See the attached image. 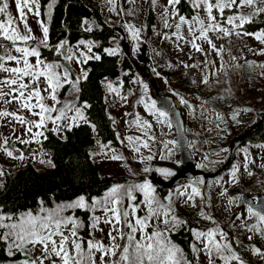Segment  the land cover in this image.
Instances as JSON below:
<instances>
[{
	"label": "rangeland",
	"instance_id": "obj_1",
	"mask_svg": "<svg viewBox=\"0 0 264 264\" xmlns=\"http://www.w3.org/2000/svg\"><path fill=\"white\" fill-rule=\"evenodd\" d=\"M97 1L101 4L102 13L106 20L111 25L121 28L124 33V43L121 42V46L119 43L117 52L123 54L124 51L128 50L131 59L139 65L142 64V58L147 60L149 74L154 79L160 94L174 99L183 118L185 132L189 138L188 149L196 161L195 168L209 172L219 169L226 162L231 149L240 159V165L239 162H236L229 170L215 179L213 178L216 176H197L187 182L178 183L175 188L170 186L172 190L165 199H162L156 192L155 181L150 178L155 177L160 185L164 184L166 188L169 187L168 183L181 169L178 146L175 141L173 125L167 114L164 117L159 116L161 111L156 108V102L155 109H151L150 106L154 100L150 96L149 87L136 75L129 92L122 93L120 82L111 83L112 87L117 90L116 92H110L107 89L105 95L107 111L113 120V127L116 130L120 147L107 149L101 147L93 152L92 159L97 163L100 175L125 177L127 182L119 184L124 187L143 183L147 180L155 188L154 194L162 203L167 205L168 197L171 196L172 206L179 219L182 221H186L184 218L191 219L200 227L198 231L203 232L218 226L219 230L224 231L228 236V241H221V243L231 242L233 251L242 257L245 264H264V259L254 255L250 250L251 247L255 246L264 251V238L247 231V228L253 225L257 227H264V225H261L258 219L248 212L247 206H240V199L246 195V192H251L253 195L249 197L253 199L261 196V194L264 195V167L261 166L264 165V144L261 146L251 145L236 150L237 142L234 141L237 136L245 133L248 127L257 121L259 113L264 112V68L260 67V65H264V55L258 54L264 49V44H261L251 35H245L239 28L233 29L232 25L221 19V26L228 28L232 34L223 36L222 33H208L217 48H223L221 55H217L211 46L203 40L196 41L204 50L198 52L189 43L192 36L187 32L186 26L181 28V34L185 37L183 41L176 40L175 36L172 35L175 31L174 27L165 28V17L162 13L167 6V0H157L155 7L152 6L151 0H134V2L131 0H113L111 4L108 3V0ZM8 3L11 15L16 18L14 0H8ZM47 8L48 12L45 14V19L49 16V7ZM149 8L154 11L156 20L151 37L146 36L145 32ZM169 11L171 12V9ZM252 11L249 8H241L235 15H250ZM200 16L205 18V13L201 11ZM168 19L169 23L173 25L177 22L172 17ZM38 20L41 19L28 14L29 26L37 39L30 40L27 46L36 47L39 51V48L44 45L39 43L42 39V30ZM45 23L47 24L48 21L46 20ZM129 25L132 26V29L139 30V36L136 40L132 37V30L127 27ZM90 26L88 23L86 24L87 28ZM20 28L23 32L22 24ZM166 36L170 38L166 39ZM86 43H91L94 46L92 42ZM18 46L24 47L26 45L20 44ZM70 50L73 53L81 51L87 53V49L80 42L72 46ZM153 52L159 58H164L160 67L154 65ZM13 54L16 53L13 52ZM81 59L83 58L81 57ZM30 60L35 62L34 57ZM67 64L70 66V79L74 80L80 77V81L83 80V73L86 71L81 68L80 64L75 62H68ZM185 65H189V67H185ZM58 71H62V69H58ZM3 75L0 73V76ZM205 78L208 80L207 84L203 83ZM178 91L184 94L186 99L181 97ZM45 95L47 94L45 93ZM182 98L186 103L182 102ZM59 99L61 104L56 105L57 108L61 107L65 101L73 100L77 106L81 107L78 103V93L72 92L71 86L68 84H65L64 88L59 91ZM46 102L50 105L52 103L50 100ZM145 105H148L149 108L146 109ZM4 109L17 111V106L15 104L0 105V110ZM19 114L24 115L28 120L37 119L27 112H19ZM72 114L69 113V115ZM146 124H151L152 127L147 128ZM52 127L53 125L49 123L48 128ZM57 135L64 139V133ZM17 137L25 140L30 138L29 135H25V129L20 124L15 121L10 122V118L0 120V141L8 138L9 144L23 145ZM128 137H132L135 143L130 144ZM42 140L43 137L40 138V141ZM145 142L149 145L147 149L142 146ZM232 143L233 147L230 149ZM105 146L108 147L109 144ZM6 147L8 151L13 152V157H9L3 149H0V169L3 171L25 163H31L40 171H48L52 168L47 163L39 162L41 159L45 162L50 160L47 155L43 154L41 142L31 143V150L27 154L19 149H10L8 145ZM135 147L140 148L138 153L133 151ZM21 153L24 156L23 160L14 158ZM169 153H171L170 156ZM113 155L121 156L123 159L113 160L111 159ZM149 155L154 157L151 161L146 160ZM161 157L164 158L161 159ZM145 167L150 168L151 171L145 172ZM156 169H168L173 171L175 175L165 177ZM234 169H238L235 179L232 177ZM249 171H251V175L248 174ZM239 172L241 174H238ZM2 177L0 176V182ZM141 178L144 180H140ZM111 188L101 197L95 199L103 200ZM193 188L197 189L200 195L193 196L192 201L185 203L187 196L192 194ZM180 192H184V195L181 196ZM225 192L226 194L222 195ZM133 195L136 196L137 203L144 199L141 192L136 191ZM230 200L232 201L231 204L229 203ZM71 202L57 204L52 209L41 207L38 214L34 216L43 217L48 213H54L59 211L62 205ZM128 203L129 201L125 197L123 206H127ZM193 203L197 206L192 207ZM141 207L143 208V205ZM74 210L76 209L66 208L60 212V215L72 216ZM202 210L203 215H201ZM89 214L91 224V216H102L103 210L98 209L95 213L89 212ZM145 214L144 211L139 213V215ZM232 214L236 216H234V222L230 223L229 219ZM208 215L216 221L215 224L212 220L204 218ZM99 227L103 231H95V238L103 240L107 244L109 226L100 224ZM178 228L179 226L173 231ZM250 235L253 237L251 240L248 239ZM217 240H219L218 236ZM193 244L198 248L202 247L195 237ZM191 262L192 264H207V258L203 253H200L199 259H197L196 254L192 252Z\"/></svg>",
	"mask_w": 264,
	"mask_h": 264
},
{
	"label": "snow or ice",
	"instance_id": "obj_2",
	"mask_svg": "<svg viewBox=\"0 0 264 264\" xmlns=\"http://www.w3.org/2000/svg\"><path fill=\"white\" fill-rule=\"evenodd\" d=\"M188 2L194 12L190 19L179 14L176 10V6L181 3V0H167V6L162 13L165 17L164 26L165 28H175L172 35L178 41L185 39L181 34V28L186 26L187 32L192 36L189 43L198 52L204 50L196 41L203 40L211 46L217 55H221L223 48H217L208 35L209 32L222 33L223 36L232 34L228 28L221 26V19L235 29L253 23L256 16L264 14V0H188ZM54 3L55 0L48 6L49 18ZM108 3H113V0H108ZM156 3L157 0H151L153 7ZM14 5L17 12L16 18L9 11L8 0H0V17H3L0 19V73L4 74L0 76V105L15 104L17 111L0 110V120L10 118V122L15 121L24 127L25 135H29L30 138L25 140L17 137L23 144L40 143L41 137L47 139L46 131L61 134L65 130L71 131L73 127H79L81 122L89 124L90 122L83 111L90 107L86 102L80 107L74 100L65 101L61 107H56L61 104L59 91L64 88L65 84L71 86L72 92L79 93L81 78L70 79V70L66 65L45 62L41 59V53L36 47L27 46L30 40L37 39L29 26L28 14L40 17L39 0H14ZM241 8H249L253 11L250 15H225L226 10ZM201 11L205 13V18H201ZM169 17L176 19L177 22L174 25L169 23ZM37 22L42 30V39L39 43L47 47L48 26L43 20ZM21 24L23 32L20 28ZM127 27L132 30V37L136 40L139 30L132 29L130 25ZM244 34L251 35L264 44V31ZM165 38L170 37L166 36ZM66 43H62L57 51L63 49ZM20 44L26 46L20 47L18 46ZM80 44L84 45L87 53L83 51L73 53L69 49L64 55L66 61L82 64L90 59L97 61L101 59L100 55L92 52L91 43L80 41ZM105 51L108 52V55H113L115 52V50L107 49ZM13 52L16 54L14 55ZM258 54L264 55V49ZM32 57L35 58V62L30 60ZM185 67H189V65H185ZM260 67L264 68V65H260ZM58 69H62V71H58ZM83 79H87V72L83 73ZM203 83H208L207 78L203 80ZM107 87L110 92L117 91L111 83ZM49 100L52 102L51 105L46 102ZM182 102L186 103L183 98ZM145 107L149 108L148 105ZM150 107L155 109V102ZM19 112H27L37 119L28 120ZM69 113L73 114L69 115ZM159 116L164 117L166 113L161 111ZM49 123L53 125L52 128H48ZM91 127L95 131V126L91 125ZM146 127L151 128L152 126L146 124ZM127 139L130 144L135 143L132 137ZM8 143L9 139L4 138L3 141H0V149H3L9 157H13V152L7 150ZM142 146L146 149L149 147L147 142ZM101 147L105 146L101 145ZM133 151L138 153L140 148L135 147ZM170 155L171 153H169ZM14 158L23 160L24 156L21 153ZM153 158L152 155H149L146 160L151 161ZM163 158L161 157V159ZM111 159L122 160L123 157L113 155ZM39 162L55 167L50 160L45 162L41 159ZM261 166L264 167V165ZM144 171L149 172L151 169L145 167ZM156 171L165 177L175 175L168 169H156ZM237 171L238 169L232 171L233 179L236 178ZM248 174L251 175V171ZM3 175L4 171L0 169V176ZM136 191L143 193L144 199L140 203L136 202L137 198L133 195ZM154 193L153 185L145 180L143 183L128 187L114 186L106 193L103 200L94 198L91 203L84 196H80L74 202L62 205L59 211L48 213L43 217L34 216L30 212L20 217L0 213V244L4 246L6 256L13 258L10 260V264H192L184 256L183 251L169 238V233L178 226L186 224V221H182L175 214L171 196L168 197L169 202L165 205L157 199ZM179 194L183 196L184 192ZM199 195L197 189L193 188L192 194L187 196L185 203L192 201L193 196ZM125 197L129 201L127 206H123ZM229 203L231 204L232 201L230 200ZM191 206L196 207L197 205L193 203ZM66 208L82 209L90 213H95L98 209L103 210L102 216H91L88 234L90 238L86 240L81 235L80 230L84 227V223L79 218L60 215V212ZM141 211L146 214L139 215ZM248 212L255 216L261 225H264V214L253 211L251 207L248 208ZM201 215H203V210ZM204 218L216 223L210 215L204 216ZM237 218L239 219V217ZM100 224L109 226L107 244L103 240L95 238V231H103L99 227ZM247 231L264 238V227L253 225L247 228ZM192 232L195 239L202 245L199 248L195 244L191 246L197 259H199V254L203 253L207 258V264H216L217 259L222 260L224 264H233V262L245 264L242 257L233 251L231 242L221 243V241H228V236L224 231L219 230L218 226L207 232L196 230H192ZM217 236L219 240H217ZM252 238L251 235L248 236L249 240ZM237 243L239 242L237 241ZM250 250L254 255L264 259V251H261L260 248L253 246ZM17 254L23 259H19Z\"/></svg>",
	"mask_w": 264,
	"mask_h": 264
},
{
	"label": "trees",
	"instance_id": "obj_3",
	"mask_svg": "<svg viewBox=\"0 0 264 264\" xmlns=\"http://www.w3.org/2000/svg\"><path fill=\"white\" fill-rule=\"evenodd\" d=\"M52 2L53 0H39L41 12L39 18L48 21L47 26L49 29L48 46L39 48L41 59L48 63L66 65L70 69L63 56L68 49H71L80 41L94 43L92 52L101 56L99 61L90 59L86 63L80 64L81 68L87 72V79L80 81L78 103L81 107L85 102L90 105V107L83 109L90 123H81L79 127H73L71 131L65 130L63 132L64 139L51 131L45 132L47 139L43 138L41 141V149L43 154L46 153L55 165L50 170H37L31 163L4 170L0 182V185H2L0 187V213L12 215L13 217H20L29 212L36 215L41 207L52 209L57 204L71 202L80 196H84L90 203L94 198L101 197L114 185L127 182L125 177L100 175L98 165L92 159L93 152L99 150L101 145L109 144L104 149L120 147L116 130L113 127V120L107 111L105 95L108 89L107 84L114 82L121 83L122 93L129 92L131 83L136 77V71L125 57L124 52L123 54L117 52L119 43H124V33L121 28L111 25L106 20L102 13L101 4L97 0H55L51 8L50 18L48 16L45 19V14L48 12L47 7ZM176 10L186 18L194 15L188 0H181V3L176 6ZM237 11V9L226 10L225 15H235ZM0 19H3V17H0ZM87 23L91 25L89 28L86 27ZM155 25V13L152 8H149L145 22L146 36H153L152 30ZM239 29L244 33L264 31V14L256 16L253 23L245 24ZM64 42L67 43L58 52L57 49ZM106 49L115 50V52L113 55H108ZM153 56L155 59L154 65L160 67L164 58H159L155 53ZM178 94L186 99V96L180 91H178ZM91 125L95 126V131ZM234 141L237 142L236 150L251 145H263L264 112L259 113L257 121L249 126L245 133L237 136ZM8 146L10 149H19L25 154L31 150V144L26 146L25 144L8 143ZM236 162H239L240 165L239 157L231 149L226 162L219 169L210 172L202 171L209 175L218 173L213 178L215 179L229 170ZM140 180H144V178ZM187 181L185 179L178 180L172 187L175 188L178 183ZM155 188L162 199H165L172 190L170 187L166 188L164 184H156ZM246 195L252 196L253 194L246 192ZM72 216L79 218L84 223V227L80 230L81 235L86 240L90 238L88 235L90 231L89 212L76 209L72 212ZM234 216L236 215H231L230 223L234 222ZM184 219L186 224L169 233V238L191 261V246L194 243L192 230L198 231L200 227L191 219ZM17 257L23 259L19 254H17ZM11 259L13 258L6 256L4 246L0 244V264H7ZM216 263L224 264L219 259Z\"/></svg>",
	"mask_w": 264,
	"mask_h": 264
},
{
	"label": "water",
	"instance_id": "obj_4",
	"mask_svg": "<svg viewBox=\"0 0 264 264\" xmlns=\"http://www.w3.org/2000/svg\"><path fill=\"white\" fill-rule=\"evenodd\" d=\"M124 55L133 67L135 64H137L131 59L128 50L124 51ZM141 63L142 64L140 66V69L142 72H140L139 69H136L135 67L134 69H136L135 71L137 75L149 87L150 96L156 102V108L167 114L169 120L173 125L175 141L178 146L181 169L177 172L175 177L171 179V181L168 183V186L170 187L175 182L182 179L192 180V178L197 176L212 177L217 175L218 173H215L214 175L210 176L209 174H206L203 171L195 168L196 161L192 157L188 149L189 138L185 132V126L180 110L177 108L176 103L172 97L160 94L154 79L149 74V70L147 68V60L142 58ZM232 147L233 143L230 145V149ZM150 179L160 185L159 181H157L155 177H151ZM240 206H247L248 208L251 207L253 211L264 214V195H261L256 199H253L246 195L242 196V198L240 199Z\"/></svg>",
	"mask_w": 264,
	"mask_h": 264
},
{
	"label": "flooded vegetation",
	"instance_id": "obj_5",
	"mask_svg": "<svg viewBox=\"0 0 264 264\" xmlns=\"http://www.w3.org/2000/svg\"><path fill=\"white\" fill-rule=\"evenodd\" d=\"M140 66H141V65H139V64H135V65H134V67H135L136 69H139V71L142 72L141 69H140ZM136 69H135V70H136ZM148 70H149V69H148ZM136 74H137V73H136ZM236 138H237V137H236ZM156 184H157V183H156Z\"/></svg>",
	"mask_w": 264,
	"mask_h": 264
}]
</instances>
